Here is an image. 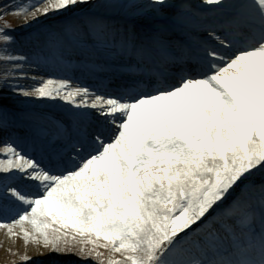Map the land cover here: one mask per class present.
<instances>
[{"label": "snow or ice", "instance_id": "snow-or-ice-1", "mask_svg": "<svg viewBox=\"0 0 264 264\" xmlns=\"http://www.w3.org/2000/svg\"><path fill=\"white\" fill-rule=\"evenodd\" d=\"M0 155L9 264H264V0H0Z\"/></svg>", "mask_w": 264, "mask_h": 264}, {"label": "rangeland", "instance_id": "rangeland-1", "mask_svg": "<svg viewBox=\"0 0 264 264\" xmlns=\"http://www.w3.org/2000/svg\"><path fill=\"white\" fill-rule=\"evenodd\" d=\"M25 2H27V0H25ZM8 19L11 21L14 28H19L24 24L23 20L16 19L14 17H9ZM0 158H3V156L0 155ZM9 244H12V241H6L4 237V231L0 230V264H9V261L14 259V257L10 256V254L6 251V248L9 246ZM12 246L13 250H15V245Z\"/></svg>", "mask_w": 264, "mask_h": 264}]
</instances>
